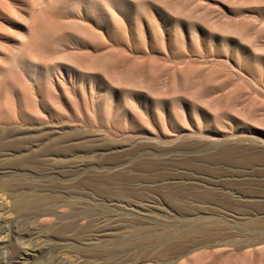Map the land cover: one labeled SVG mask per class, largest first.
<instances>
[{
    "label": "rangeland",
    "instance_id": "obj_1",
    "mask_svg": "<svg viewBox=\"0 0 264 264\" xmlns=\"http://www.w3.org/2000/svg\"><path fill=\"white\" fill-rule=\"evenodd\" d=\"M251 217L264 0H0V264H128L97 246L194 218L228 227L143 263L264 264Z\"/></svg>",
    "mask_w": 264,
    "mask_h": 264
},
{
    "label": "bare ground",
    "instance_id": "obj_2",
    "mask_svg": "<svg viewBox=\"0 0 264 264\" xmlns=\"http://www.w3.org/2000/svg\"><path fill=\"white\" fill-rule=\"evenodd\" d=\"M115 220L116 219H99L98 224L102 222L113 223ZM262 225H264L263 217H251V218L242 219L240 222H238L237 228L242 233L245 232L257 233L259 231V227H261ZM169 227H172V229H169ZM227 227H228V222L224 219H201V218L186 219L178 223L175 222L170 226L163 225L158 228L159 229L158 231L155 232H152L153 229L151 227L147 228L144 226L143 229L140 228L136 230L130 229L131 231L130 230L123 231L120 234V236L116 238H109L108 240H106L104 244L97 246V251H95V253L98 255L108 253L110 259H112V257L114 258V256H116V253H119L120 254L119 258L121 259V261H123L124 258L130 259L131 258L130 256L134 255L136 259L134 261L129 262L128 264H132V263L144 264L143 262H145L146 260L148 261L151 248L153 247H156L159 250L163 251L164 249H167V247L178 246L181 241L188 239L189 236L193 237L202 232H211L214 230L215 231L226 230ZM127 229H129V227ZM255 239L257 241L262 240L264 239V235L263 236L261 235L260 237L255 236ZM209 256L210 254L207 252H200L194 255L193 257L188 258L186 262L180 264L193 263L196 259L207 258ZM160 257L161 256L159 255V259L161 261L163 262L166 261L165 259ZM203 264H207V263L204 262Z\"/></svg>",
    "mask_w": 264,
    "mask_h": 264
}]
</instances>
